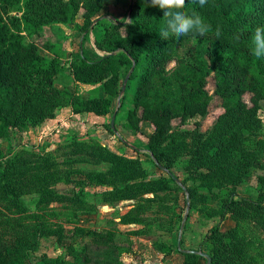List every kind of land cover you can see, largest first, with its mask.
Instances as JSON below:
<instances>
[{
  "label": "trees",
  "instance_id": "obj_1",
  "mask_svg": "<svg viewBox=\"0 0 264 264\" xmlns=\"http://www.w3.org/2000/svg\"><path fill=\"white\" fill-rule=\"evenodd\" d=\"M124 1L134 9L135 16L129 22L119 23L99 17L110 0H0V145L10 139V132L25 133L39 128L62 108H69L74 115H117L125 107L130 81H135V90L131 108L126 111L125 127L137 134L142 123L151 125L145 153L164 172L171 166H164L168 161L164 148L174 121L184 126L189 120L200 119L190 132L200 141L190 154L191 163L192 157L207 150L216 153L221 148L224 139L220 136L209 142L199 132L211 102L206 90L209 77L221 102L224 126L233 128L241 120L259 121L260 103L264 102V57L257 59L253 55L252 38L255 28L264 27V0H208L203 7L189 0L182 10L189 15L199 14L212 31L195 38L170 35L167 40L159 36L166 28V20L158 8L150 7L146 0ZM77 18H81V25L76 24ZM67 25L75 26L82 43L99 27L94 45L104 55L90 61L81 50L69 63H63L57 55L50 59L43 56L39 47L28 41L45 28ZM217 27L221 30L219 37L215 35ZM236 34L241 37L238 42L234 40ZM43 46L52 51V45ZM66 69L75 84L94 87L93 91L101 89L103 97L84 99L66 89H57L54 81ZM245 95L250 96L248 103L243 100ZM105 161L115 170H122L120 159L114 155L105 156ZM5 177L0 171L1 182ZM43 186L46 194H54L49 193L46 183ZM130 186L120 189L113 185L107 195L130 198ZM2 188L11 194L4 182ZM233 196L222 199L220 222L228 215L264 216V192L255 201ZM221 230L220 224L215 225L202 242L212 245L207 254L210 264H250L246 245ZM36 250V244L30 248L23 238L6 240L0 236V264H14L18 258L29 260V252ZM180 253L183 264H196L201 258L193 251ZM120 258L121 249L116 244L97 243L83 245L80 252L72 250L71 261L43 256L41 263L121 264Z\"/></svg>",
  "mask_w": 264,
  "mask_h": 264
},
{
  "label": "rangeland",
  "instance_id": "obj_2",
  "mask_svg": "<svg viewBox=\"0 0 264 264\" xmlns=\"http://www.w3.org/2000/svg\"><path fill=\"white\" fill-rule=\"evenodd\" d=\"M67 26L78 31L74 25ZM99 30H93L94 38ZM35 40L38 46L45 44L41 36ZM82 50L88 60H95L88 46ZM54 85L84 99L104 95L101 89L75 84L68 69ZM126 89L125 107L113 114V125L109 117L66 114L25 133L12 131L10 139L0 145V171L6 174L3 182L11 193L3 190L0 181V236L23 238L30 248L37 245L36 251L29 252V260L18 258L14 264H42L43 256L71 261V251L80 252L85 244H116L119 241L109 229L120 220L128 221L130 229L120 242L124 245L121 253L130 256L133 264H183L180 252L208 254L212 245L202 242L217 224L232 240L246 245L250 264H264V216L228 215L223 222L219 220L223 198L234 195L255 201L264 192V102L257 123L241 120L233 128L224 126L221 102L209 77L206 90L211 102L199 132L209 142L220 136L224 139L221 148L192 157L191 163L190 154L200 141L190 132L200 119L184 126L174 121L164 148L168 158L164 166H171L164 172L145 153L151 125L142 123L137 134L125 127L135 81ZM249 97L243 100L248 103ZM110 154L120 159L122 170L105 161ZM102 179L106 181L100 183ZM44 183L54 194L45 193ZM113 185L120 189L132 185V196H108ZM196 264H206V260L201 257Z\"/></svg>",
  "mask_w": 264,
  "mask_h": 264
},
{
  "label": "crops",
  "instance_id": "obj_3",
  "mask_svg": "<svg viewBox=\"0 0 264 264\" xmlns=\"http://www.w3.org/2000/svg\"><path fill=\"white\" fill-rule=\"evenodd\" d=\"M127 4L129 3L124 0H110L109 5L105 7V9L100 13L99 17L105 18L109 21H120L118 19L120 18L122 19L123 22H129L134 18L135 11L134 9L130 8V5L127 6ZM76 23L78 25H81L82 24L81 18H77ZM39 36L43 37L45 44L48 42V44L53 46L52 51L49 52L45 50L44 46H38L35 43L36 42L35 38ZM28 41L34 42L39 47L40 53L43 56L50 59V58H54L57 55L59 56L60 60L63 63H69L71 61L72 56L79 54V52L82 50V47H84L85 45L90 48L93 59L97 60L104 55L103 52L95 48L94 37L92 33L82 43L80 33L78 31L69 30L68 26H57L56 29H54L53 31L47 28L43 29V31L38 36L28 38ZM69 75H70L71 80H73L70 72H69ZM57 89L63 90L65 88H57ZM66 90L74 93L73 91L69 89H66ZM66 114L72 118L81 117V116L90 118L93 116L101 120H106V118L108 117L110 118V120H112V117H113V115H107V116H102V117H97L93 114L74 115L71 113L69 108H62L56 112L55 117L53 119L47 120L45 124H50L53 120H58L60 119L61 116H65ZM128 226L129 224L122 223L120 220V223L116 221V223L113 224L112 230L109 229V231H113V235L115 239H117L116 242L119 241L118 243H116V245L120 249L123 248L124 246L123 244H120V242L126 239L125 234L128 233L130 230ZM110 227H111V224H110ZM120 260H121V264H131L133 262L130 259V256H126L122 253H121Z\"/></svg>",
  "mask_w": 264,
  "mask_h": 264
},
{
  "label": "clouds",
  "instance_id": "obj_4",
  "mask_svg": "<svg viewBox=\"0 0 264 264\" xmlns=\"http://www.w3.org/2000/svg\"><path fill=\"white\" fill-rule=\"evenodd\" d=\"M150 7L158 8L163 13V18L166 20V28L159 33L163 40H167L170 35L175 37H184L192 35L193 38L203 37L212 31L211 25L205 23L203 18L193 12L191 15L184 12L186 3L189 0H146ZM192 3H198L201 7L205 6L208 0H191ZM215 35L219 37L221 30L219 27L215 29ZM240 35L234 36L235 41L240 40ZM253 55L259 59L264 57V27H257L254 30Z\"/></svg>",
  "mask_w": 264,
  "mask_h": 264
},
{
  "label": "water",
  "instance_id": "obj_5",
  "mask_svg": "<svg viewBox=\"0 0 264 264\" xmlns=\"http://www.w3.org/2000/svg\"><path fill=\"white\" fill-rule=\"evenodd\" d=\"M127 81H128V76L123 81L122 92L125 91V86H126ZM113 122H114V115H113L112 120H111V125H113ZM193 253H197V252H193ZM199 254L202 258H204L206 260V264H210V258L207 254H204V253H199Z\"/></svg>",
  "mask_w": 264,
  "mask_h": 264
}]
</instances>
